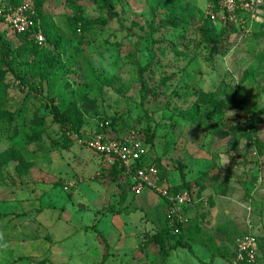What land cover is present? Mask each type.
Returning <instances> with one entry per match:
<instances>
[{
	"label": "rangeland",
	"instance_id": "rangeland-1",
	"mask_svg": "<svg viewBox=\"0 0 264 264\" xmlns=\"http://www.w3.org/2000/svg\"><path fill=\"white\" fill-rule=\"evenodd\" d=\"M39 1L43 49L0 20V264H264V22L225 29L211 0ZM106 118L155 131L144 163L191 194L187 248L163 199L85 146Z\"/></svg>",
	"mask_w": 264,
	"mask_h": 264
},
{
	"label": "built area",
	"instance_id": "built-area-1",
	"mask_svg": "<svg viewBox=\"0 0 264 264\" xmlns=\"http://www.w3.org/2000/svg\"><path fill=\"white\" fill-rule=\"evenodd\" d=\"M208 16L213 21H227L250 30L253 25L264 22V0H211ZM34 10L30 2L24 1L19 5L9 3L0 6V20L8 24L14 32L24 34L31 32L35 21ZM249 22V28L246 24ZM34 41L43 46L46 42L42 31L34 35ZM108 120L101 122L95 131L84 137L85 146L93 153L102 156L104 162L110 165L119 164L127 175L134 179V192L140 193L143 188L155 191L164 201L172 234L180 233L177 225L187 222L186 210L193 206L191 194L186 190L173 191L171 187L162 184L161 172L156 164L143 162L146 146L142 137L127 134L119 139L106 134L109 127ZM140 166H136L137 163ZM77 182L72 181L71 186ZM79 183V182H78ZM244 244L247 248L255 247L256 239L250 234L245 236Z\"/></svg>",
	"mask_w": 264,
	"mask_h": 264
},
{
	"label": "trees",
	"instance_id": "trees-1",
	"mask_svg": "<svg viewBox=\"0 0 264 264\" xmlns=\"http://www.w3.org/2000/svg\"><path fill=\"white\" fill-rule=\"evenodd\" d=\"M2 0H0V6H2L3 4H6V3H9V4H11V5H19V4H21V3H23V2H20V3H18V2H15V1H13V0H3L2 2H1ZM34 1V5L32 4V6H33V10H34V15H33V19H34V21H35V24H34V27L32 28V30H31V32H29V33H24V34H19V35H21V36H23V37H25V39H29V38H32L33 39V41H34V35L37 33V32H39V31H42L43 33H44V35H45V38H46V42H45V44L43 45V46H40V45H38L36 42V47L37 48H41V49H43V48H45L48 44H49V41H48V38H47V35H46V32H45V22L47 21L46 20V17L47 16H45L43 13H41L40 12V10H39V8H40V6H41V3H40V1L39 0H33ZM211 20V19H210ZM70 21H73V22H77L78 21V19H77V17H74V18H72V19H70ZM212 21V20H211ZM213 23H216V22H214V21H212ZM223 23H224V25L222 26V27H224L225 29H227V28H230L233 24H230L229 22H227V21H222ZM221 22V23H222ZM97 22L96 21H90V25L91 26H93L94 24H96ZM249 22H247V24H246V28H249ZM262 24H264V23H262ZM232 28V27H231ZM147 70H148V68L147 67H145V68H143L142 70H141V73L142 74H144L145 73V71L147 72ZM33 87V86H32ZM62 121V123L63 124H69V122L66 120V118H62L61 119ZM106 120H108L109 122H110V125H109V127L107 128V130H106V134L109 136V137H111V138H116V139H119L120 137H122V136H114V135H112V128H113V126H114V123L109 119V118H106V119H102L98 124H97V126H96V128H95V130L97 129V127L99 126V124L101 123V122H104V121H106ZM94 130V131H95ZM76 131H77V133L79 132L80 133V130L79 129H76ZM90 133V132H89ZM88 132H85V131H83V132H81L80 133V136L81 137H83V139H84V137H85V134L86 135H88L89 134ZM125 136V135H124ZM142 139H143V141H144V144H145V146H147V147H149V148H152L153 146H154V139H155V131H152L150 128H148L146 131H145V135H144V138L142 137ZM143 162H144V160H143ZM115 166H119V164H114ZM141 165V163L139 162V163H137L136 164V166L138 167V166H140ZM121 168V167H120ZM159 168V167H158ZM121 169H124V168H121ZM182 173V177H184V173H183V170L181 171ZM171 190H173V191H180V190H184V188L182 187V186H180V185H177V186H174V187H171ZM170 225H168L167 227H166V232L168 233V234H170V235H172V236H174V237H176V238H180V239H178L177 240V242H176V245L173 247V248H176V247H178V246H180V247H182V248H187V245H186V243H184L182 240V235H183V233H182V231H183V225H177V227H179L180 228V233L179 234H176V235H174V234H172V229L169 227ZM146 242H148V243H153V244H157V245H159L160 246V253L162 254V255H164V256H166V255H168L169 254V252L172 250V248H166V245H165V237H164V235L162 234V233H158V234H156V235H154V236H150V237H147V241Z\"/></svg>",
	"mask_w": 264,
	"mask_h": 264
},
{
	"label": "crops",
	"instance_id": "crops-1",
	"mask_svg": "<svg viewBox=\"0 0 264 264\" xmlns=\"http://www.w3.org/2000/svg\"><path fill=\"white\" fill-rule=\"evenodd\" d=\"M96 128V127H95ZM95 128L94 129H87L85 132H92V131H94L95 130ZM85 136H86V134H85ZM120 136H124V135H120ZM92 152V151H91ZM92 155L93 156H95L96 158H97V160H99V161H101L102 163H103V161H104V159H103V157L102 156H99V155H97V154H95V153H93L92 152ZM125 172V171H124ZM45 176V173L43 172V177ZM54 178V177H53ZM53 180V179H52ZM56 180V179H55ZM43 183H44V181H43ZM49 186H47V188L46 187H44L43 186V195H45L46 193H49V195L48 196H50V195H52V193H53V191H52V189L50 190V188H48ZM150 193H148L147 195H148V197H150V195H149ZM138 202V201H137ZM140 203L141 204H143V203H145V201H144V199H141V201H140ZM165 204V203H164ZM127 218V217H126ZM130 218V217H129ZM124 221H125V219L124 218H122ZM121 219V220H122ZM61 228H62V226H61Z\"/></svg>",
	"mask_w": 264,
	"mask_h": 264
}]
</instances>
